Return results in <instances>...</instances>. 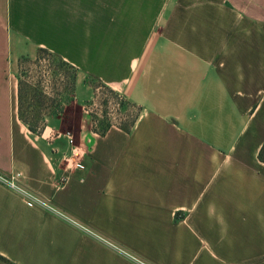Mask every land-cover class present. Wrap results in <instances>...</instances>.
Returning <instances> with one entry per match:
<instances>
[{
  "label": "crops",
  "instance_id": "crops-1",
  "mask_svg": "<svg viewBox=\"0 0 264 264\" xmlns=\"http://www.w3.org/2000/svg\"><path fill=\"white\" fill-rule=\"evenodd\" d=\"M41 49L129 122L31 132L17 73ZM263 143L264 0H0V172L54 210L0 184L12 263L264 264Z\"/></svg>",
  "mask_w": 264,
  "mask_h": 264
},
{
  "label": "rangeland",
  "instance_id": "rangeland-1",
  "mask_svg": "<svg viewBox=\"0 0 264 264\" xmlns=\"http://www.w3.org/2000/svg\"><path fill=\"white\" fill-rule=\"evenodd\" d=\"M37 56L21 60L17 73L19 88L17 113L23 122L42 128L47 119L56 117L61 121L60 128L71 134L77 128L79 114L84 107L89 109L87 112L90 117L96 119L95 124L99 129L110 122L122 124L132 118L134 114L132 105H126L122 97L91 77H88L87 81L94 88L92 98L77 104L73 92L75 79L73 67L49 52H38ZM101 124L104 126L101 127ZM0 264L14 263L0 255Z\"/></svg>",
  "mask_w": 264,
  "mask_h": 264
},
{
  "label": "built area",
  "instance_id": "built-area-1",
  "mask_svg": "<svg viewBox=\"0 0 264 264\" xmlns=\"http://www.w3.org/2000/svg\"><path fill=\"white\" fill-rule=\"evenodd\" d=\"M85 111H88L89 109L87 107L83 108ZM71 142V140H69ZM70 159L74 160L75 159V153L72 151L69 157H64V159ZM78 164V163H77ZM79 166V165H78ZM20 175L17 172H9V173H1L0 172V184L5 186L6 188L16 192L21 201L28 206H35L39 205L42 207H45L49 210H53L51 206H49L46 201L42 200L40 197L37 195L31 193L29 190H27L25 187H23L19 181ZM66 177H62L59 182L63 183L65 182ZM140 264H145L142 263L141 261H137Z\"/></svg>",
  "mask_w": 264,
  "mask_h": 264
},
{
  "label": "trees",
  "instance_id": "trees-1",
  "mask_svg": "<svg viewBox=\"0 0 264 264\" xmlns=\"http://www.w3.org/2000/svg\"><path fill=\"white\" fill-rule=\"evenodd\" d=\"M39 52H46L45 50H39ZM38 58V56L36 57ZM19 89V88H18ZM19 92V90H18ZM26 125H27V128L31 131V132H39L40 131V128L41 126H37V127H33V126H30L27 122H25ZM258 156L259 158L263 159L264 160V143L261 145L260 149H259V153H258Z\"/></svg>",
  "mask_w": 264,
  "mask_h": 264
}]
</instances>
